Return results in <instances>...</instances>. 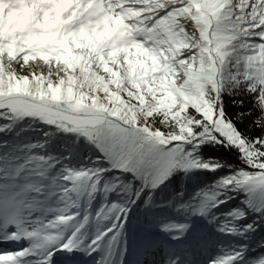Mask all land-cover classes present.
<instances>
[{
    "label": "snow or ice",
    "instance_id": "6c2138e0",
    "mask_svg": "<svg viewBox=\"0 0 264 264\" xmlns=\"http://www.w3.org/2000/svg\"><path fill=\"white\" fill-rule=\"evenodd\" d=\"M89 260L264 264V0H0V264Z\"/></svg>",
    "mask_w": 264,
    "mask_h": 264
},
{
    "label": "trees",
    "instance_id": "16d2710c",
    "mask_svg": "<svg viewBox=\"0 0 264 264\" xmlns=\"http://www.w3.org/2000/svg\"><path fill=\"white\" fill-rule=\"evenodd\" d=\"M229 109L230 111L234 110L231 105H229ZM203 155L205 156V158L209 156H217L222 160L233 161V162H235V159H236L231 151H228L222 148H213L211 145L205 146V148L203 149ZM214 175L215 174L213 173H193V176L195 177V179L189 180V182L186 184L185 198L191 195L192 192H194L197 188L202 187L204 184L211 182ZM140 212H143V209H140ZM140 219L142 221L143 216H141ZM136 223L137 221L133 219L132 221L133 227L129 230L132 235L136 232V229H135ZM224 243L227 244L229 243V241L225 239Z\"/></svg>",
    "mask_w": 264,
    "mask_h": 264
},
{
    "label": "rangeland",
    "instance_id": "374dc122",
    "mask_svg": "<svg viewBox=\"0 0 264 264\" xmlns=\"http://www.w3.org/2000/svg\"><path fill=\"white\" fill-rule=\"evenodd\" d=\"M136 238H137V232H135L132 237L130 236L129 241L132 242V243H134L135 240H136ZM163 241H166V237H164V236H158L157 237V243H161ZM165 247H167V244H165ZM149 259H152V257H150ZM155 259L157 260V262H159V257H156ZM88 264H92V261L89 260L88 261Z\"/></svg>",
    "mask_w": 264,
    "mask_h": 264
}]
</instances>
